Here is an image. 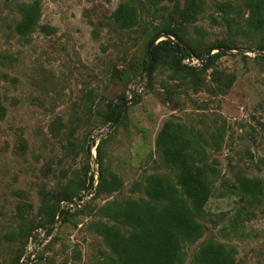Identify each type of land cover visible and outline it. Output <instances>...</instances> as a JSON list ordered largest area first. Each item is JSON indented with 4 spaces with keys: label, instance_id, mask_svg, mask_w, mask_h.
I'll use <instances>...</instances> for the list:
<instances>
[{
    "label": "rangeland",
    "instance_id": "rangeland-1",
    "mask_svg": "<svg viewBox=\"0 0 264 264\" xmlns=\"http://www.w3.org/2000/svg\"><path fill=\"white\" fill-rule=\"evenodd\" d=\"M31 2L41 6L40 25L22 36L19 5ZM124 4L138 16L130 28L114 17ZM186 6L187 0H0V264L113 259L97 225L131 228L115 220L109 206L148 198L153 174L177 184V171L156 145L168 121L186 127L217 172L199 219L204 234L183 245L182 264H195L209 242L226 246L236 264H264V29L246 26L247 0H201L190 20ZM225 16L235 20L231 27ZM168 25L181 26L202 52L203 59L184 64L200 68L213 54H224L197 81L174 79L166 65L146 78L149 36ZM219 41L232 47H215ZM214 71L236 77L229 90L218 89ZM126 101L115 128L97 136L113 123L106 122L109 107L120 113ZM93 157L105 182L86 197L81 185ZM244 179L257 181V198L242 190ZM42 191L77 196L75 204H60V221L48 225L55 227L49 235ZM27 229L29 241L21 236Z\"/></svg>",
    "mask_w": 264,
    "mask_h": 264
},
{
    "label": "trees",
    "instance_id": "trees-1",
    "mask_svg": "<svg viewBox=\"0 0 264 264\" xmlns=\"http://www.w3.org/2000/svg\"><path fill=\"white\" fill-rule=\"evenodd\" d=\"M201 0H187L184 15L188 20L196 19V8ZM230 8L231 5L227 4ZM250 15L246 26L253 30L264 29V0H247ZM225 10V6H222ZM21 19L16 26L17 32L26 36L34 32L40 25L41 6L37 2L21 3L19 5ZM223 10V11H224ZM115 20L122 27L130 28L137 23L136 10L131 5H121L114 14ZM229 25L235 20L224 17ZM238 28L242 25L237 24ZM161 33L173 36L177 42L163 39L153 49V68L160 65L168 66L174 79L185 81L188 78L198 80L200 74L207 71L215 58L224 52L219 51L212 55L209 62L198 68L184 64V59H203L198 45H194L185 37L181 26L168 25L161 31L149 36V44ZM148 44V45H149ZM215 47L231 48V44L219 41ZM212 48V47H211ZM259 48L264 51V44ZM210 49V48H209ZM143 68L148 67L147 57L142 61ZM218 89L229 90L236 77L223 76L220 72L212 73ZM124 100V99H123ZM119 115L118 108L110 106L105 113L106 122H114ZM195 142L186 135V127L168 121L160 131L156 145L161 151L164 161L177 171V184L164 174L149 176L146 193L148 198L129 199L124 203H114L109 206L112 217L121 221L131 229L123 232L120 228L106 223L97 225V232L103 236L115 257L102 264H182V247L186 242H194L204 234L205 228L199 221L205 214V206L213 195L216 170L204 159V152L200 151ZM95 144L89 145L88 155ZM101 147L97 146V157H100ZM105 182L103 172L99 173L98 188ZM94 175L81 185V189L93 194ZM242 190L251 196L258 197L259 186L257 181L244 179ZM42 204L40 213L46 219L45 228L52 224L58 215L62 202L74 201L77 197L73 192L65 191L61 197L55 198L46 191L41 192ZM82 199H80L81 201ZM62 212H64L62 210ZM48 228V235L54 230ZM26 234V235H24ZM32 235V229L22 231L27 241ZM20 259L15 263L18 264ZM195 264H236L232 251L223 244L209 242L200 249Z\"/></svg>",
    "mask_w": 264,
    "mask_h": 264
},
{
    "label": "water",
    "instance_id": "water-1",
    "mask_svg": "<svg viewBox=\"0 0 264 264\" xmlns=\"http://www.w3.org/2000/svg\"><path fill=\"white\" fill-rule=\"evenodd\" d=\"M163 39H170V40H173L174 42H177V40L173 36H170V35L165 34V33H162V34L158 35L152 42H150V44L148 45V49H147L148 67H147V70H146V78H148L150 76V74H151V72L153 70V62H154V59H153V49ZM262 54H264V51H263ZM202 63H205V62H202ZM127 103H128V101L125 102V104H124L123 108L121 109L119 115L114 120V122L112 123V125L109 127L108 131L107 132L100 131L97 134V136H103L104 133L105 134H108V133H110L115 128V126L118 124V122L121 120V118L123 116V113H124V110H125V107H126ZM92 167L96 170L97 177H98V181H99V170H98V165H97V161H96V158L95 157H93V166ZM71 203L72 204H75L74 201H71ZM65 213H66V210H64V212H63L62 215H65ZM59 221H60V218H57L55 223H58Z\"/></svg>",
    "mask_w": 264,
    "mask_h": 264
},
{
    "label": "built area",
    "instance_id": "built-area-1",
    "mask_svg": "<svg viewBox=\"0 0 264 264\" xmlns=\"http://www.w3.org/2000/svg\"><path fill=\"white\" fill-rule=\"evenodd\" d=\"M91 174L94 175V186L96 187L98 184V177H97V172L94 168H92V172ZM88 194L86 195V197L89 195V192H87ZM82 201V200H81Z\"/></svg>",
    "mask_w": 264,
    "mask_h": 264
}]
</instances>
